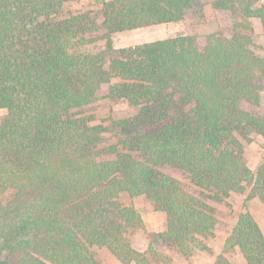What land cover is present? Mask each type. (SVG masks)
<instances>
[{"label":"trees","instance_id":"trees-1","mask_svg":"<svg viewBox=\"0 0 264 264\" xmlns=\"http://www.w3.org/2000/svg\"><path fill=\"white\" fill-rule=\"evenodd\" d=\"M194 1H102L98 23L57 0H0V264H99L94 246L121 264H168L165 250L211 253V208L165 165L214 200L248 189L224 248L264 264V235L245 205L264 202V160L249 169L235 135L264 136V115L242 108L264 90V57L249 47L251 20L264 34V2L213 0L232 18L229 37L112 44L114 33L181 21ZM102 98L137 113L106 127L77 113ZM105 134L114 142L101 146ZM123 193L165 215L164 230L145 231L143 251L129 238L142 218L120 203Z\"/></svg>","mask_w":264,"mask_h":264},{"label":"rangeland","instance_id":"rangeland-1","mask_svg":"<svg viewBox=\"0 0 264 264\" xmlns=\"http://www.w3.org/2000/svg\"><path fill=\"white\" fill-rule=\"evenodd\" d=\"M61 3L63 12L68 13H90L99 23V8L102 1L109 0H57ZM213 0L194 1L192 7L185 13L181 21L175 23L160 24L143 27L135 30L114 33L112 44L114 49L126 48L143 43L163 40L184 34H192L199 43H204L210 34L232 35V18L228 12L215 9L211 6ZM255 4L263 3L264 0H253ZM252 32L249 47L258 56L264 57V34L257 20L250 21ZM100 34V33H99ZM100 46L101 42L98 43ZM107 86L101 88V95L106 94ZM242 108L248 112L264 115V90L260 94L258 105L242 104ZM80 116L90 117L93 124L102 126L111 125L113 121L133 117L137 109L130 106L125 100L111 101L102 98L98 102L86 106L77 111ZM5 110L0 109V122L5 117ZM243 147L242 160L245 165L255 170L264 160V136L253 131L247 133L246 137L235 134ZM114 142V138L108 134L104 135L101 146ZM166 175L178 180L182 188L190 194L201 198L212 210L215 218V235L205 242L211 253L196 251L192 256L185 257L173 251L165 250L163 254L168 258V264H215L217 257L226 258L231 264H246L239 250L236 248L228 253L224 248V241L229 234L236 219L243 211V202L246 199L248 189L243 194H231L221 200L211 199L207 192L200 190L190 181L189 175L182 170L169 165L160 168ZM12 198V192L6 191L1 195V201L7 203ZM120 203L123 206H132L142 218L144 228L131 231L129 238L133 248L143 251L147 245L145 231L160 232L165 228V215L154 211L149 201L138 196L129 198L125 193L120 195ZM246 209L253 216L264 235V202L257 197L250 198L245 202ZM99 264H121L104 247H93ZM2 257L0 258V262Z\"/></svg>","mask_w":264,"mask_h":264}]
</instances>
